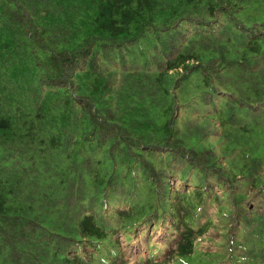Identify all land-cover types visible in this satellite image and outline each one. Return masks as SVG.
I'll return each mask as SVG.
<instances>
[{"label": "trees", "instance_id": "obj_1", "mask_svg": "<svg viewBox=\"0 0 264 264\" xmlns=\"http://www.w3.org/2000/svg\"><path fill=\"white\" fill-rule=\"evenodd\" d=\"M262 166L264 0H0V264H232Z\"/></svg>", "mask_w": 264, "mask_h": 264}, {"label": "rangeland", "instance_id": "obj_2", "mask_svg": "<svg viewBox=\"0 0 264 264\" xmlns=\"http://www.w3.org/2000/svg\"><path fill=\"white\" fill-rule=\"evenodd\" d=\"M263 167V166H262ZM264 170V167H263ZM169 182L171 186L180 185L181 182L176 178V176L169 177ZM224 223V218H221ZM151 227V226H150ZM161 229L149 228L146 231V234H150V237L157 239L163 234ZM123 236L118 234V238L120 239ZM145 235L138 237L139 247L144 251ZM124 241L120 240V245H124ZM154 243V240L151 241V244ZM235 246L238 251L244 256L243 259H240L237 262H233L232 264H264V211H262L259 215L253 216L251 219H247L246 223L243 225L242 232L237 234L235 237ZM171 245V244H170ZM173 246V245H172ZM129 247V246H128ZM148 247V245H147Z\"/></svg>", "mask_w": 264, "mask_h": 264}]
</instances>
